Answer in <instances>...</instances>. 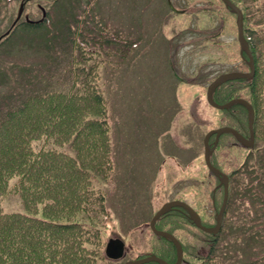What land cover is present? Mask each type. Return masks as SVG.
<instances>
[{"label": "rangeland", "instance_id": "obj_1", "mask_svg": "<svg viewBox=\"0 0 264 264\" xmlns=\"http://www.w3.org/2000/svg\"><path fill=\"white\" fill-rule=\"evenodd\" d=\"M20 1L0 0V37L10 31ZM26 17L40 26L23 23L0 44V121L29 97L73 88L74 67L79 64L74 43L84 31L93 43L82 42L80 49L90 52L86 62L80 58L81 67L96 65L94 73L108 102L114 163L112 180L96 186L106 195L109 211L96 264L120 263L105 256L111 237L126 242L122 261L150 254L176 261L173 245L156 237L149 223L173 200L188 202L207 224L215 223L223 191L206 165L204 137L220 128L224 110L212 107L206 93L217 77L247 70L240 56L236 17L221 0H37L26 5L21 22ZM258 18L264 19L260 14ZM91 57L94 60L89 61ZM129 118L132 149L127 146ZM142 126L163 134L159 144L146 143L145 131L139 137ZM168 130L170 134H164ZM57 148L75 155L71 145ZM240 150L238 163H229L230 168L245 163L248 151ZM226 157L228 152L221 150L214 160L221 163ZM243 199L237 197L233 226L227 213L221 240L231 235V227L236 229L233 237L249 229L242 241L230 244L238 250L250 243L235 264H264V205L249 207ZM1 208L5 213L27 212L18 192L8 195ZM160 227L173 229L181 238L187 252L183 264H198L214 240L183 213L167 216Z\"/></svg>", "mask_w": 264, "mask_h": 264}, {"label": "trees", "instance_id": "obj_2", "mask_svg": "<svg viewBox=\"0 0 264 264\" xmlns=\"http://www.w3.org/2000/svg\"><path fill=\"white\" fill-rule=\"evenodd\" d=\"M233 1L245 15L256 74L251 80L228 82L214 98L225 104L241 97L254 106L256 146L246 149L232 135H224L216 152L223 150L230 157L221 163L213 157L214 164L231 175V226L237 217L235 205L240 195L249 207L264 205V19L258 18V14L264 17V0ZM242 64L248 69L243 59ZM0 122V264H95L101 257V231L107 216L106 195L99 193L96 186L111 180L114 164L107 102L96 73L85 72L70 91L28 99L8 111ZM219 126L233 127L248 135L247 109L236 105L222 111ZM65 145H71L75 155L57 148ZM237 149L247 150L248 155L242 166L230 168L229 163H238ZM242 176L250 182H244ZM15 179L14 190L21 194L29 214H7L1 209V201L12 191ZM40 206L43 219L36 216ZM246 230L233 237L236 229L231 227V235L222 240L221 234L209 235L214 240L198 264L238 263L250 243L238 250H232L230 244L242 241ZM167 231L174 234L173 229Z\"/></svg>", "mask_w": 264, "mask_h": 264}, {"label": "water", "instance_id": "obj_3", "mask_svg": "<svg viewBox=\"0 0 264 264\" xmlns=\"http://www.w3.org/2000/svg\"><path fill=\"white\" fill-rule=\"evenodd\" d=\"M226 6L231 9V11L237 15V25H238V33H239V42L241 44V54H246L249 58V67H250V72H233L229 74L222 75L218 77L208 88V101L209 103L220 110H226L234 105H243L244 107L247 108L248 110V119H249V129H250V139L248 140L246 137H244L241 133H239L237 130L230 128V127H224L221 129L213 130L205 138V159L208 167L210 170L219 178L221 181V185L224 186L225 189V198L223 205L221 207L220 212L217 215V226L214 228H207L204 227L201 224V219L199 215L185 202L182 201H173L170 203L165 204L162 209L154 216V218L151 221V228L153 231L167 239H170L174 245L176 246L177 249V256H178V262L176 264H182L183 263V247L182 244L179 242V240L171 233L165 232V231H160L156 228V223L157 221L164 216L165 214L171 212L175 208H183L186 211L189 212L191 215L192 220L195 222V224L202 229L203 231L210 233V234H218L221 229H222V224H223V218L224 214L226 211V206H227V201L229 197V177L223 173L221 170L216 168L212 162H211V155L213 154V150L210 149V140L211 138L216 135V146L219 142L220 137L223 134H233L236 139L244 144L245 146L252 147L255 143V130H254V122H255V110L253 106L245 99H234L227 104L224 105H219L215 103L213 99V95L216 92V90L222 86L223 84L233 81V80H238V79H251L255 75V61L252 56L249 43L246 40L245 33H244V15L242 10L237 7L231 0H223ZM22 9L20 11L19 18L21 17L22 14ZM124 250H125V245L122 241L120 240H110L108 246H107V255L108 257L112 259H120L124 255ZM151 262H156L159 264H172L167 261H165L162 258H159L157 256H150L146 257L141 260L137 261H132L128 262L126 264H148Z\"/></svg>", "mask_w": 264, "mask_h": 264}, {"label": "bare ground", "instance_id": "obj_4", "mask_svg": "<svg viewBox=\"0 0 264 264\" xmlns=\"http://www.w3.org/2000/svg\"><path fill=\"white\" fill-rule=\"evenodd\" d=\"M251 49V48H250ZM252 53V56H253V58H254V55H253V52H251ZM247 56V55H246ZM132 99V98H131ZM247 109V108H246ZM247 112H248V110H247ZM212 228L214 227V226H211Z\"/></svg>", "mask_w": 264, "mask_h": 264}, {"label": "flooded vegetation", "instance_id": "obj_5", "mask_svg": "<svg viewBox=\"0 0 264 264\" xmlns=\"http://www.w3.org/2000/svg\"><path fill=\"white\" fill-rule=\"evenodd\" d=\"M23 2H24L23 4L25 5V4H26V2H25V1H23Z\"/></svg>", "mask_w": 264, "mask_h": 264}]
</instances>
